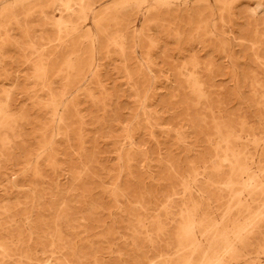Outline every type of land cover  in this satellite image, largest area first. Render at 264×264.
Masks as SVG:
<instances>
[{
    "label": "rangeland",
    "instance_id": "1",
    "mask_svg": "<svg viewBox=\"0 0 264 264\" xmlns=\"http://www.w3.org/2000/svg\"><path fill=\"white\" fill-rule=\"evenodd\" d=\"M0 264H264V0H0Z\"/></svg>",
    "mask_w": 264,
    "mask_h": 264
}]
</instances>
